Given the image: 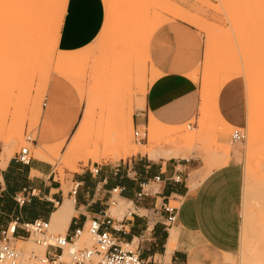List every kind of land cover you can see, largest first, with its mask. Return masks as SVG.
<instances>
[{
	"label": "rangeland",
	"instance_id": "1",
	"mask_svg": "<svg viewBox=\"0 0 264 264\" xmlns=\"http://www.w3.org/2000/svg\"><path fill=\"white\" fill-rule=\"evenodd\" d=\"M20 1L24 3V0H12V2L5 0L10 6H7L5 2L4 4L0 3V10L2 5L5 6L4 15L7 17L8 23L12 21L9 19L13 17L14 21L10 25L4 20L5 16L2 19L5 22L3 28L11 31L9 35L11 34L14 45L16 41L19 42L17 45L20 44L22 38H18V40L16 36L23 35L26 29L23 27L27 22L25 21L27 7L24 8L25 4ZM255 1L258 2L257 0H145V2L144 0H103L106 21L101 36L99 35L92 44L80 51L65 54L57 51L55 47L57 29L65 0H52L49 2L50 5H47L43 10L44 12L42 11L43 15L40 19H43L37 20V23H33L31 27V29L34 27L32 31L37 33L32 34L31 38L40 39L37 43L38 46L40 45L39 52L41 51L42 54L39 57L40 62L33 68L29 100L18 114V112H14L7 101H5L8 105L6 108L2 101L3 91L0 93V99H2L0 100V105H2L0 116L8 111L4 117H0V151L8 153L7 155L10 157L21 146H26L30 155L35 158H38V153L45 152L44 146L27 142L25 135L34 138L47 79L50 74L56 73L76 88L83 104L78 126L74 132V129L71 131L73 134L70 133L66 139L54 142L47 148L51 154L45 161L52 165V174L59 181V185L64 191L61 190L64 197L73 185L72 174L81 171L89 163L117 162L119 159L138 155L142 157L148 155L154 160L159 158L165 160L169 157L189 158L194 166H199L196 170L187 169L189 176L202 167L198 171L199 174L201 172L199 178H202L212 169L227 164L229 150L234 151L237 153L241 167H243L241 244L235 254L221 256L218 261L219 264H264V134L262 135L264 130V89H262L264 88V44L262 46L264 29L263 33L261 32L263 35L259 33L264 22L262 21L264 20V11L259 13V9L257 12L254 9L261 5L260 10L261 8L264 10L262 4L264 0H259L260 3L257 6ZM252 2L255 5H251ZM168 6H171L170 8H173L174 11L183 10L195 17V21H183L194 25L203 39L201 61L190 74L200 87L199 115L195 120L179 124L178 127L160 124L152 117L145 118L144 122L135 121L132 118L133 112L139 110V101L143 99L146 84L153 78V72L146 64L145 42L153 28L165 21L175 19L168 13ZM233 7L236 9L239 7V9L235 10ZM22 9H24L23 12ZM253 10L256 13L252 14ZM254 14L255 17H253ZM259 14H262L259 18L263 16L262 20L260 19L262 23L257 18ZM249 15L251 17H248ZM235 18L237 22L234 20ZM249 18L253 19L249 20ZM14 23L18 30L13 29ZM246 24L248 26H245ZM257 27L259 28L257 29ZM248 29L251 30L248 31ZM8 30L6 32H10ZM250 37L252 40L249 41ZM253 41L255 42L253 43ZM0 43L3 42L0 41ZM242 44L245 45L244 48L252 50V57L256 58L253 59L254 62L252 59L242 62V58L239 57L241 56L240 51L242 53L247 51V49H243ZM256 45L257 47H255ZM240 48L242 49L240 50ZM249 49L248 51H250ZM246 51L245 55L248 56L249 52ZM257 53L261 60L256 61L259 57ZM69 56L71 59L74 57V60L59 64V60ZM255 61L258 63L254 65ZM249 64L251 68H247ZM65 69H68V75L62 73ZM245 70L247 73H244ZM245 74H248L249 78ZM234 76H241L245 85L246 118L244 126L239 129L243 135L240 141L231 140L230 134L235 128H230L212 107L219 86ZM261 76L263 79H260ZM254 79L261 80L263 84L258 81L256 82L259 84L258 86ZM0 85L2 86L1 79ZM0 88L3 90V86ZM2 102L3 104H1ZM16 118H19L18 123H14ZM134 127H137L141 133L145 131L144 138L139 142L133 137ZM120 133H124V141L119 138ZM18 134H21L20 137L17 136ZM258 139L260 141H257ZM149 151L151 154L148 153ZM91 152L94 153V157L89 158L88 155ZM259 160H262V163L258 164ZM248 164L253 168V173L250 171L252 174L247 172V169L250 168ZM114 194H117L116 191L113 192ZM115 200L116 204L113 205L114 207L112 206V216L114 219H120L130 205L126 200ZM58 206L59 199L56 197L53 201L52 211L57 210ZM52 222H49V231L63 234L61 225L55 221ZM28 238L24 236L20 239L23 242L17 243L11 239L10 243L21 252L23 257H26L29 251L42 254L43 245L36 244L34 235ZM135 244L136 239L126 247L133 250ZM79 245H90L85 233H82Z\"/></svg>",
	"mask_w": 264,
	"mask_h": 264
},
{
	"label": "crops",
	"instance_id": "2",
	"mask_svg": "<svg viewBox=\"0 0 264 264\" xmlns=\"http://www.w3.org/2000/svg\"><path fill=\"white\" fill-rule=\"evenodd\" d=\"M104 12L103 0H65L56 50L71 54L92 44L104 29ZM202 54L203 39L194 25L172 19L153 28L146 42V64L153 78L145 86L143 107L135 110L132 118L144 122L152 117L169 127L195 120L201 105L200 87L190 74ZM44 92L33 142L52 146L76 130L83 104L76 88L56 73L48 77ZM245 97L243 78L234 76L219 86L212 107L230 128H242ZM2 154L1 150L0 157ZM145 156L87 164L72 174L71 182L77 183V187L74 194L69 189L65 197L48 161L31 156L27 164H22L14 155L7 157L0 163V223L28 222L34 218L51 222L57 197L59 208L66 203L71 205L67 225H61L66 235L104 211L114 217L115 199H132L142 181L159 174L163 179L161 194L138 204L123 231L115 235L127 244L136 239L135 250L146 264H219V257L235 254L241 244L243 201V167L237 153L229 150L228 163L202 178L198 173L202 167L189 176L187 169L199 167L189 158L154 160ZM94 166L98 168L96 173L91 172ZM177 169L182 177L179 183L170 180ZM23 188L27 192L32 190V195L19 206L13 194ZM114 191L117 194L113 195ZM165 196L181 198L177 220L166 228L155 210ZM171 231L176 237L175 246L169 251ZM17 232L21 234L20 230Z\"/></svg>",
	"mask_w": 264,
	"mask_h": 264
},
{
	"label": "built area",
	"instance_id": "3",
	"mask_svg": "<svg viewBox=\"0 0 264 264\" xmlns=\"http://www.w3.org/2000/svg\"><path fill=\"white\" fill-rule=\"evenodd\" d=\"M240 128H235L230 134L232 141H240L243 137ZM142 133L133 128V137L139 142L144 138ZM25 140L32 143L33 138L25 135ZM16 161L27 164L31 158L28 147L21 146L15 152ZM96 166L91 168V172L96 173ZM180 170H176L170 180L175 183L182 181ZM163 179L159 174L153 175L139 184L138 190L133 198L126 200L130 206L123 213L120 219H114L104 211L97 216H91L82 224L75 226L70 233L60 234L49 231V219L34 218L28 222L17 223L15 220L5 224L0 223V264H146L142 260L135 248L129 249L126 241H122L115 235L124 229L126 221H130V216L135 213V208L147 197H156L161 194V183ZM77 183H73L71 194L75 193ZM117 193V191H116ZM32 195V190L27 192L24 188L13 194V199L17 205H22ZM170 201L174 202L171 203ZM181 203L179 196L164 197L156 207L160 223L164 228L172 225L177 220L178 209ZM156 212V211H155ZM21 231V234L17 232ZM85 233L90 241L89 246H80L79 241ZM35 236L34 241L43 245L42 254L29 251L23 257L11 243V239L27 238Z\"/></svg>",
	"mask_w": 264,
	"mask_h": 264
},
{
	"label": "bare ground",
	"instance_id": "4",
	"mask_svg": "<svg viewBox=\"0 0 264 264\" xmlns=\"http://www.w3.org/2000/svg\"><path fill=\"white\" fill-rule=\"evenodd\" d=\"M52 0H24V3L23 2H21V3H23V4H25V7L24 8H26L27 7V19L25 20V21H27L26 22V25H25V27H23V28H26L25 30H24V32H23V35H20L21 37H17L16 36V39H20V38H22V39H20L21 41H20V44L19 45H17L19 42H17L16 40V43H15V45H17V46H15L14 45V43H13V39H12V36H11V34L9 35V33H11V31H10V29L8 30V29H4L3 27H4V25H3V23L5 24V22H3L4 20L5 21H7V23H8V20H7V17L4 15L5 14V6L4 5H2L3 7H2V9L0 10V13H1V15H0V41L1 42H3L2 44H1V46H0V79H1V83H2V86H3V90L0 88V93L3 91V94H2V97H3V100L2 99H0V100H2L3 102H4V104L6 105V108L8 107V105L6 104V102L5 101H7L8 102V104L13 108V110H14V112H18V114H19V112L20 111H22V108H23V106L26 104V102H27V100H29L28 98H29V88H30V82H31V79H32V75H33V68H35L34 67V65H36L37 66V64L40 62V58L39 57H41L40 55L42 54V52L40 51L39 52V46H38V40H40V39H33V38H31L32 37V34L34 35L36 32H33L32 30L34 29V27H33V29H31V27H32V25H33V23H37L36 21L37 20H41V19H43V18H41L40 19V17H42L41 15H43L42 14V11L44 10V9H46V6L47 5H50L49 4V2H51ZM164 1V0H163ZM242 1V0H241ZM258 2H256V6H257V4H259L260 2H259V0H257ZM1 2H3V4H4V2H5V0H1L0 1V3ZM7 2V1H6ZM5 2V4L8 6L9 4H7ZM11 2H12V0H11ZM144 2H145V0H144ZM166 2V1H165ZM264 2V1H263ZM151 3V2H150ZM161 3V2H160ZM253 3V2H252ZM251 3V5H255V3H253L252 4ZM54 4V3H53ZM169 4V3H168ZM250 4V3H249ZM263 5H264V3H262ZM147 5V4H146ZM160 5H162V4H160ZM233 5V4H232ZM1 6V5H0ZM10 6V5H9ZM12 6V5H11ZM164 6V5H163ZM259 6V5H258ZM261 6V5H260ZM260 6H259V8H254V9H256V12H257V9H259V13H261V12H263L264 10H262V8H261V10H260ZM166 7H167V5H166ZM169 7V6H168ZM171 7V6H170ZM169 7V12L168 13H170L175 19L176 18H178V19H181V20H188V21H195L196 20V18L195 17H193V16H191V15H189L187 12H185V11H183V10H179V11H174V9L173 8H170ZM240 7V6H239ZM239 7L237 8V9H239ZM242 7V6H241ZM240 7V8H241ZM247 7V6H246ZM8 8V7H7ZM48 8V7H47ZM234 8V7H233ZM243 8V7H242ZM264 8V7H263ZM15 9V8H14ZM235 10H237L236 8H234ZM244 9H246L245 7H244ZM247 9H248V7H247ZM250 9V8H249ZM11 10V9H10ZM19 10H21V8H19ZM19 10L17 9V13L19 14ZM162 10H163V8H162ZM24 11V9H22V12ZM49 11V10H48ZM164 11H165V9H164ZM166 11H168V10H166ZM232 11L233 12H235L233 9H232ZM44 12V11H43ZM52 12V11H51ZM246 12V11H245ZM248 12V11H247ZM246 12V13H247ZM252 12V14L255 12V10H253V11H251ZM255 12V13H256ZM236 13V12H235ZM241 13V12H240ZM245 13V14H246ZM264 13V12H263ZM262 13V14H263ZM22 14V13H21ZM25 14V12L23 13V15ZM49 14V13H48ZM238 14V13H237ZM236 14V15H237ZM249 14V13H248ZM262 14H259L258 15V17L257 18H259V16H261ZM28 15H29V17H28ZM231 15H233V14H231ZM239 15V14H238ZM247 15V14H246ZM3 16H5V18L3 17ZM45 16V15H44ZM48 16V15H47ZM253 16V15H252ZM256 15L254 14V16L253 17H255ZM2 17L4 18V20L2 19ZM9 17H10V15H9ZM22 17V16H21ZM46 17V16H45ZM44 17V18H45ZM234 17V16H233ZM237 17V16H236ZM242 17H244V16H242ZM248 17H251L250 15L248 16ZM26 18V17H25ZM46 18H48V17H46ZM232 18V17H231ZM246 18H247V16H246ZM261 18H263V16L261 17ZM261 18H259L258 20L260 21V19ZM23 19V18H22ZM253 18H249V20H252ZM255 19V18H254ZM264 19V18H263ZM10 21L12 20V21H14L13 20V17L12 18H10L9 19ZM50 20V19H49ZM234 20H236V18L234 19ZM244 20H245V18H244ZM257 20V19H256ZM255 20V21H256ZM262 20V19H261ZM9 21V22H10ZM10 22V23H13V22ZM22 21V20H21ZM43 21V20H42ZM240 21V20H239ZM242 21H243V19H242ZM248 21V20H247ZM258 21V22H259ZM262 21H264V20H262ZM40 22V21H39ZM38 22V23H39ZM197 22V21H196ZM236 22H237V20H236ZM261 22V21H260ZM10 23H8V25H10ZM42 23V22H41ZM234 23V22H233ZM243 23V22H242ZM254 23H256V22H254ZM262 23V22H261ZM15 24V26L13 27V29L14 30H18V29H16V23H14ZM21 24V23H20ZM235 24V23H234ZM259 24V23H258ZM258 24H257V26H258ZM22 25V24H21ZM237 25H238V23H237ZM242 25V24H241ZM251 25H253V24H251ZM261 25V24H260ZM245 26H248V24H246ZM7 27V26H6ZM41 27V26H40ZM252 27V26H251ZM254 27V26H253ZM260 27V26H259ZM259 27H257V29L259 28ZM8 28V27H7ZM20 28V27H19ZM43 28V27H42ZM133 28V27H132ZM240 28V27H239ZM248 28V27H247ZM249 28H250V25H249ZM41 29V28H40ZM40 29H38V30H40ZM241 29V28H240ZM256 29V28H255ZM260 29H262L259 33L260 34H262L263 32V29H264V22L262 23V27L260 28ZM3 30H5V31H3ZM10 31V32H6V31ZM23 30V29H22ZM44 30V29H43ZM249 30H251V29H248V31ZM42 31V30H41ZM46 31V30H45ZM244 31V30H243ZM242 31V32H243ZM256 31V30H255ZM33 32V33H32ZM43 32V31H42ZM251 32V31H250ZM262 32V33H261ZM13 33V32H12ZM41 33V32H40ZM39 33V34H40ZM8 34V35H7ZM16 35H17V33H15ZM37 34V33H36ZM247 34H248V32H247ZM257 35H258V32L256 33ZM255 34V35H256ZM238 35V34H237ZM242 35V34H241ZM249 35H251V34H249ZM263 35V34H262ZM39 36V35H38ZM38 36H36V37H38ZM239 36H240V34H239ZM242 36H244V34L242 35ZM247 36V35H246ZM11 39H10V38ZM35 37V38H36ZM263 37H264V35H263ZM9 38V39H8ZM13 38H14V36H13ZM39 38V37H38ZM240 38H241V36H240ZM248 38V37H247ZM253 38V37H252ZM18 39V40H19ZM148 39V38H147ZM244 39V38H243ZM264 39V38H263ZM33 40H35V41H33ZM250 40H252L251 39V37H250V39H249V41ZM259 40H261V42H263L262 41V39H260L259 38ZM33 41V42H32ZM243 41V40H242ZM245 41H246V38H245ZM37 44H36V43ZM146 42H147V40H146ZM146 42H145V45H146ZM255 41H253V43H254ZM35 43V44H34ZM14 45V47H12L13 45ZM263 44L264 43H262V46H263ZM36 45V46H35ZM247 45V44H246ZM254 45V44H253ZM240 46V45H239ZM242 47H243V49H247V47H245L244 48V46H243V44L241 45ZM260 46H261V44H260ZM255 47H257V45L255 46ZM14 48V49H13ZM242 48H240V50H241ZM249 49V48H248ZM248 49H247V51L246 52H249L248 53V56H246L245 55V51H244V53H242V51H240V55L241 56H239L240 58H242V62L244 63L245 62V60H246V62H247V59H252V61H253V59L255 60L256 58L255 57H252V54L251 53H253L252 52V50L251 49H249L250 51H248ZM42 50V49H41ZM255 50V49H254ZM253 50V51H254ZM258 52V51H257ZM239 53V52H238ZM244 54V55H243ZM247 54V53H246ZM250 54H251V56H250ZM258 54V53H257ZM262 54V53H261ZM234 55V54H233ZM263 55V54H262ZM245 56V57H244ZM258 58H257V60L256 61H258V59L259 60H261L260 59V55L258 54ZM65 57V56H64ZM248 57H250V58H248ZM246 58V59H245ZM71 60H74V57H72V59H71V57L69 56V57H66V58H63V59H61V60H59L58 62H59V64L60 63H63V64H65V62H70ZM239 61V60H238ZM250 61V60H249ZM249 61H248V63H249ZM255 61V63H254V65L256 64V63H258V62H256ZM68 62V63H69ZM74 62V61H73ZM254 62V61H253ZM240 63V62H239ZM247 63V64H248ZM71 64H72V62H71ZM70 65V64H69ZM245 65V64H244ZM250 65V64H249ZM249 65H247L248 67L247 68H251V65H250V67H249ZM253 65V64H252ZM258 66H260V65H258ZM244 68V67H243ZM245 69V68H244ZM261 69V68H260ZM67 70L68 69H65V70H63V72L62 73H64V75H68L67 73L69 72H67ZM253 71H254V67H253ZM257 71H258V69H257ZM35 72V71H34ZM244 73H247L246 72V70H245V72ZM258 73V72H257ZM246 75V74H245ZM248 75V74H247ZM246 75V77L247 78H249V76H247ZM259 75H260V73H259ZM254 77V76H253ZM256 77V76H255ZM262 77V76H261ZM247 78H246V80H247ZM252 78V77H251ZM258 78V77H257ZM257 78H255V79H257ZM254 79V82L256 83V82H258V81H256ZM260 79H263V77L262 78H260ZM250 81H251V79H250ZM249 81V82H250ZM263 81H264V79H263ZM247 82V81H246ZM260 82H262L261 80L259 81V83ZM248 84V83H247ZM257 84V83H256ZM262 84H263V82H262ZM258 86H259V84H257ZM256 85V86H257ZM1 85H0V87H2ZM251 86V85H250ZM254 86V85H253ZM262 88V87H261ZM262 89H264V88H262ZM253 90V89H252ZM256 90V89H255ZM0 96H1V94H0ZM252 96V95H251ZM261 97V96H260ZM259 97V98H260ZM251 98V97H250ZM257 101V100H256ZM3 102L1 103V104H3ZM140 103H139V108H142L143 107V99L141 100V101H139ZM249 102H251V101H249ZM253 104V103H252ZM257 105H258V103H257ZM264 105V104H263ZM2 105H0V108H2L1 107ZM3 107H5V106H3ZM252 109V108H251ZM8 110V109H7ZM8 112V111H7ZM6 112V113H7ZM254 112V111H253ZM6 113H4V114H6ZM4 114H3V116H0V117H4ZM39 114V113H38ZM1 115H2V113H1ZM19 119V118H18ZM18 119L16 118L15 120H14V123H18L19 121H18ZM256 120V119H255ZM252 121V120H251ZM252 123V122H251ZM254 124V123H253ZM152 126V125H151ZM262 127V126H261ZM152 128H154V127H152ZM257 130H258V128H257ZM256 132H258V131H256ZM255 134V133H254ZM264 134V130H263V133H262V135ZM20 135L21 134H18L17 136L18 137H20ZM253 135V134H252ZM257 135V134H256ZM260 135V134H259ZM119 138L120 139H122L123 141H124V133H120V136H119ZM152 138V137H151ZM261 138H263V137H261ZM251 141V140H250ZM256 141V140H255ZM255 141H254V143H255ZM257 141H260L259 139L257 140ZM257 141H256V143H257ZM252 142H253V140H252ZM255 143V144H256ZM262 145V144H261ZM45 148H46V150H45V152H43V153H38V159H41V160H44L45 161V159L46 158H48L49 157V155L51 154V151L50 150H48L47 148H49L50 146H44ZM260 147V146H259ZM263 147H264V144H263ZM149 154H151V152L149 151L148 152ZM261 156V155H260ZM7 157H9L5 152H3V154L1 155V157H0V163L2 164L3 163V161H4V159L5 158H7ZM88 157L89 158H92V157H94V153L93 152H91V153H89V155H88ZM260 163H262V160H259L258 161V164H260ZM250 168H249V167ZM248 168L249 169H247V172H249L250 174H252L253 173V168H251L252 166L250 165V164H248ZM251 169V170H250ZM249 170V171H248ZM252 173H251V172ZM249 173H247L248 175H250ZM193 187V186H192ZM191 189V188H190ZM71 214H72V210H71V205H70V203H66L64 206H62V207H58V209L56 210V212H54V214L52 215V220H51V222L52 221H55V222H57L58 223V225L60 224V225H63L64 227L67 225V220H69V217L71 216ZM53 223V222H52ZM176 234V233H175ZM174 234V232L173 231H171V233H170V236H169V239H168V244H167V249L170 251V250H172L173 248H174V246H175V237H176V235ZM84 235V234H83ZM29 239V238H28ZM14 240V242H23L22 240H20V239H13ZM27 240V239H26ZM36 244H38V243H36ZM128 247V246H127Z\"/></svg>",
	"mask_w": 264,
	"mask_h": 264
}]
</instances>
